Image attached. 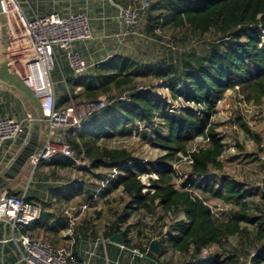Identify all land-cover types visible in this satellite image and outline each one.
Listing matches in <instances>:
<instances>
[{
  "label": "trees",
  "instance_id": "1",
  "mask_svg": "<svg viewBox=\"0 0 264 264\" xmlns=\"http://www.w3.org/2000/svg\"><path fill=\"white\" fill-rule=\"evenodd\" d=\"M112 2L119 7L125 5L122 0ZM157 7V4L153 5L151 10ZM146 23V36L151 38L158 39L156 30L168 25L175 30L188 29L199 37L216 31L221 39L233 37L234 42L221 52L213 49L205 60H196L194 67L185 63L179 78L174 77L177 71L171 63L168 66L155 64L152 69L145 67L143 71L136 63L120 55L107 58L74 78L60 53L61 73L58 75L62 89L60 96L54 99L55 109L68 106L70 100L78 103L102 97L107 98L108 105L98 115L87 119L79 129L63 132L75 159L87 162L88 168H78L70 159L61 156L39 165L50 170L52 179L59 171L93 175L102 168L113 169L133 161L131 152L119 142L133 134L142 132L146 136L150 133L152 142L163 152L156 161L157 177L148 179L149 189L144 191L140 177L149 175L150 171L137 163L132 168H124L123 174L111 183L108 190L120 191L121 196L127 199L126 213L105 226L102 239L108 241L112 235L118 234L125 249L137 251L153 260L148 264H239L238 256H250L248 248L255 250L251 264H261L264 262V228L250 213V194L240 190L232 179L211 176V170H222L221 158L226 150L212 121L216 106L224 95L233 91L246 105L262 106L264 0H167L165 13L147 15ZM238 30L245 32V41L235 37ZM53 72L56 73V68ZM148 76H154L153 79L161 85L160 89L168 91L171 101L183 99L187 108H191H178V114L171 115L168 99L155 96V87L137 85L140 78ZM62 78L65 81L62 82ZM77 88L80 91L75 94ZM122 96H125V101L118 99ZM164 131L165 136L162 135ZM198 139L203 144L195 146ZM182 159L188 163L189 173L178 188L176 181L181 178L167 163L175 164ZM200 179H212L214 182L208 180V183L203 182L204 185L193 183ZM219 180L222 186L216 188ZM193 188L222 204L233 205L236 210L226 221L216 220L209 205L192 191ZM72 193L89 197V192L81 189H72ZM24 201L33 204L30 195H24ZM85 203L93 206L89 199ZM134 213L158 216V221L165 218L175 220L180 215L184 219L173 223L165 239L160 238V234L152 235L146 237L143 244L131 237L133 227L129 220ZM43 221L33 222L21 231L22 234L35 239L30 231L36 230ZM153 239L158 241L157 256L148 250ZM231 240H236L237 245L232 246ZM226 245L230 247V256L223 259L217 253L204 262H198L204 250L213 247L223 249ZM168 252L171 256L166 258ZM176 255L182 258L181 263L174 262ZM68 262L70 264L69 258Z\"/></svg>",
  "mask_w": 264,
  "mask_h": 264
},
{
  "label": "rangeland",
  "instance_id": "2",
  "mask_svg": "<svg viewBox=\"0 0 264 264\" xmlns=\"http://www.w3.org/2000/svg\"><path fill=\"white\" fill-rule=\"evenodd\" d=\"M18 1L24 8L25 13L34 7L31 5V0ZM122 1L125 2V5L119 7L115 6L112 0H86L87 6L84 13L88 18L93 39L90 44L82 48L81 52L88 54L91 59H99V56L110 58L114 55H120L136 63V66H140L143 71L145 67H148V70L152 69L155 64L168 66L171 63L175 66L177 73H179H176L174 77L179 78L181 70H184L183 65L185 63H189L194 67L196 60L198 62L205 60L212 53L213 49L221 52L229 43L234 42L233 37L226 40L221 39L216 31H212L204 37H199L188 29L175 30L168 25H163L162 28L160 27L156 30L158 39L147 37L145 32L148 25L146 23L147 15L158 16L165 13L167 0ZM156 4L158 7L151 10V7ZM121 9L134 11L137 14L134 35H123L127 30V26L120 18ZM33 10L35 11L34 8ZM235 34V37H239L240 41H245L247 38L245 32L243 33L238 30ZM262 38V46L264 47V33ZM78 53L81 55L80 52ZM60 57L62 56L59 55L57 58ZM53 73L52 71L51 75ZM153 77L140 78L137 85L142 87H150L152 85L156 89L155 96L167 98L169 96L168 92L160 90V83L153 79ZM1 80L9 84H16V81L20 83L16 77L7 74L4 67L0 68ZM18 87L21 86L18 84ZM56 88L59 89L60 87L56 86ZM183 101L182 99L173 101L172 103L176 109L183 110L186 107L185 109L189 110L190 108H187V105ZM177 114L178 112L175 113V115ZM212 121L226 150L221 158L223 162L222 170H211V176L214 175L221 179H232L239 185L240 190H246L250 194L248 198L250 213L258 218V221L262 224L261 228H264V98L261 107H254L243 103L241 97L236 92L228 91L217 104L216 113ZM162 135L165 136L166 132L164 131ZM119 144L127 147L132 154L133 161L113 169L102 168L98 173L93 175L82 174L77 171H67L61 177L62 182L70 183V188L89 192V197L85 196L86 198H84L83 196H79L72 201L71 206L87 205L85 203L86 199H89L91 204L93 199H90V197H96L94 205H97L96 208L98 210L94 211L90 209V211L85 212L91 214L90 217H94V213H96L97 223L100 224L114 221L116 217L123 216L126 213L125 206L127 199L121 196L120 191L111 192L108 190L111 187V183L123 174L124 168H132L134 163H137L150 171L149 175L140 177L141 183L145 186L144 191H146L149 189L148 179H155L157 177L156 161L163 156L161 149L152 142L150 133H147L146 136L142 132L137 135L133 134L127 140L119 142ZM202 144L201 139H198L194 145L198 146ZM167 164L172 165L179 174L181 179H178L176 184L178 188L181 187L182 181L188 177V163L185 159H182L175 164H170V162ZM46 173L48 177L43 178L40 181L41 185L35 188L37 186V183H35V170L32 172V169L28 168L22 179V187L28 192L34 186L33 190L37 191V194H40V191L46 189L45 186L51 185L50 182H54L49 176L50 172ZM208 180L211 181L210 183L214 182L212 179ZM208 180H194L193 183L204 185L203 182L208 183ZM221 186L222 181H217L216 188H220ZM192 191L209 205L215 219L218 221H226L236 210V207L233 205L222 204L209 195H201L195 188ZM86 207L89 208L88 205ZM85 212L84 214H86ZM157 218L158 216L151 217L143 213L132 214L129 220V223L133 227L131 237L143 244L147 241L146 237L148 238L152 235L157 236L160 234L162 236L160 238L165 239L166 232L170 231L173 223L176 220L184 219L182 215L175 220L165 218L158 221ZM138 234H140V237ZM230 244L236 246L237 241L231 240ZM247 250L250 251V256L247 258L242 254L238 256L237 260L239 264H251L250 259L254 255L255 250L250 248ZM217 253L221 254V258L223 259L230 256L229 245L224 246L223 249L213 247L204 250L198 262H204L209 256ZM170 256L171 254L168 252L166 258ZM173 259L176 263L182 262V258L177 255ZM261 264H264V262Z\"/></svg>",
  "mask_w": 264,
  "mask_h": 264
},
{
  "label": "built area",
  "instance_id": "3",
  "mask_svg": "<svg viewBox=\"0 0 264 264\" xmlns=\"http://www.w3.org/2000/svg\"><path fill=\"white\" fill-rule=\"evenodd\" d=\"M120 18L127 26L123 35H134L137 14L121 9ZM0 30L4 49L2 67L34 95L40 111L39 122L46 128L42 148L30 158L31 167L50 163L55 157L61 156L70 159L78 168H88L87 162L75 159L63 132L67 129H79L87 119L98 115L108 102L104 98L78 103L70 100L68 106L55 109L54 84L51 78L59 53L64 55L74 78L80 77L88 69L85 61L74 50L75 43L93 39L88 18L84 13L64 17L58 14L29 17L18 0H0ZM118 99L125 101V96ZM166 99L170 104L169 113L172 115L178 112L169 96ZM27 122V119L0 118V148L4 143L19 139L25 133ZM85 209L82 206L79 211L83 212ZM39 212L37 206L24 201L23 195L0 193V222L8 223L13 232L9 241L16 247L18 262L69 264V253L65 249L55 251L47 243L22 234L23 229L39 219ZM66 216L69 225L73 226L76 217L71 212L66 213Z\"/></svg>",
  "mask_w": 264,
  "mask_h": 264
},
{
  "label": "crops",
  "instance_id": "4",
  "mask_svg": "<svg viewBox=\"0 0 264 264\" xmlns=\"http://www.w3.org/2000/svg\"><path fill=\"white\" fill-rule=\"evenodd\" d=\"M31 1L35 11L33 8L27 11L26 14L29 17H44L50 14H58L64 17L69 14L84 13L87 6L86 0ZM91 41L74 44V50L81 53L82 56H80L86 61L88 69L107 59L106 56H99V59L94 60L88 54L81 52L82 48H85ZM59 54L57 57H59ZM59 65V58H57L56 73L52 74L55 99L60 96L62 89V87L61 89L56 88V86L60 85L58 74L61 72ZM63 81H65L64 78H62ZM18 84L21 87H18ZM79 91L80 88H77L75 94ZM5 117L16 120L27 119L28 122L25 124V133L19 139L14 142L4 143L0 148V173L8 163L15 161L19 156L25 160L23 167L18 173L11 170L14 174V179L0 193L7 192L13 196L30 195L31 202L36 204L40 211L46 213L43 219H40L44 221L40 223L39 227L30 231V234L36 237V240L47 243L55 251L65 249L69 253L70 264H148L152 262L145 258H149L146 255H141L137 251L127 250L124 247L115 246L102 239V232L111 221L100 224L97 223L96 213H94V217H90L91 214L86 213L90 209L98 210L96 208L97 205H94L96 197H93L92 207H86L88 204L71 206L72 201L79 196L76 193H72V189L76 190V188H70L69 182L61 181L62 174L66 172L59 171L53 179L54 182H50L51 185L45 184L47 185L45 186L46 189L40 191V194L33 190L34 186L28 192L22 187V179L28 168L32 169V172L36 170L35 183H37V186L35 188L41 185L40 181L43 178L48 177L46 172H50V170L48 168L42 169L40 167L41 164L35 168L30 165V158L40 151L45 142L46 128L42 123L39 129L35 126V122L39 121L40 118L38 102L34 95L17 81L16 84H9L3 81L0 83V118ZM82 206H85L86 209L80 212L79 208ZM69 212L76 216L73 226L69 225V219L66 216V213ZM12 235L13 232L9 224L0 222V264H21L18 262L16 247L9 241Z\"/></svg>",
  "mask_w": 264,
  "mask_h": 264
},
{
  "label": "water",
  "instance_id": "5",
  "mask_svg": "<svg viewBox=\"0 0 264 264\" xmlns=\"http://www.w3.org/2000/svg\"><path fill=\"white\" fill-rule=\"evenodd\" d=\"M4 64V49H3V39H2V34L0 30V68ZM2 83V81H0ZM35 126L41 127V123L39 121L35 122ZM24 159L22 157H18L15 161H12L7 164L4 170L1 171L0 173V191L4 189L6 186L9 185V182L14 179V174L13 172H17L21 170V168L24 165ZM12 170V171H11ZM45 212L40 211L39 212V219H43L45 216ZM108 243L113 244L118 247H123V242L122 239L118 234H114L110 237L108 240ZM148 250L150 253H152L154 256H157L159 254V246H158V241L157 239H153L150 241L148 245ZM137 254V253H136ZM146 259H149L153 262L152 259L145 257Z\"/></svg>",
  "mask_w": 264,
  "mask_h": 264
}]
</instances>
